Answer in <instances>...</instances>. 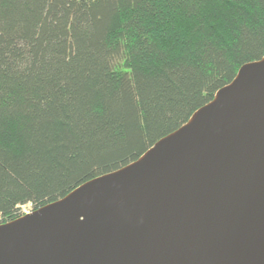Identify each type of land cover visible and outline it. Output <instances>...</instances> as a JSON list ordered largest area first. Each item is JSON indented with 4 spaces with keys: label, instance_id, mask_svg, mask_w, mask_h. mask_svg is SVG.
I'll use <instances>...</instances> for the list:
<instances>
[{
    "label": "trees",
    "instance_id": "16d2710c",
    "mask_svg": "<svg viewBox=\"0 0 264 264\" xmlns=\"http://www.w3.org/2000/svg\"><path fill=\"white\" fill-rule=\"evenodd\" d=\"M264 59V0H0V226L138 162Z\"/></svg>",
    "mask_w": 264,
    "mask_h": 264
},
{
    "label": "water",
    "instance_id": "95a60500",
    "mask_svg": "<svg viewBox=\"0 0 264 264\" xmlns=\"http://www.w3.org/2000/svg\"><path fill=\"white\" fill-rule=\"evenodd\" d=\"M0 264H264V59L138 162L1 225Z\"/></svg>",
    "mask_w": 264,
    "mask_h": 264
},
{
    "label": "rangeland",
    "instance_id": "374dc122",
    "mask_svg": "<svg viewBox=\"0 0 264 264\" xmlns=\"http://www.w3.org/2000/svg\"><path fill=\"white\" fill-rule=\"evenodd\" d=\"M31 213H33V210H32V208L30 207V206H27V207H24L23 208V214L26 216V215H29V214H31Z\"/></svg>",
    "mask_w": 264,
    "mask_h": 264
}]
</instances>
